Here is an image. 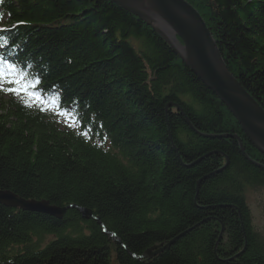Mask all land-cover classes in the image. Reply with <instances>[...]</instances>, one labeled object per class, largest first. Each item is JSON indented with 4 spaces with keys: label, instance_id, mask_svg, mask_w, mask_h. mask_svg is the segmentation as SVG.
<instances>
[{
    "label": "trees",
    "instance_id": "16d2710c",
    "mask_svg": "<svg viewBox=\"0 0 264 264\" xmlns=\"http://www.w3.org/2000/svg\"><path fill=\"white\" fill-rule=\"evenodd\" d=\"M187 1L264 108V0ZM5 63L40 97L0 96V190L66 211L0 202V264H264V170L199 133L264 154L144 20L109 0H0Z\"/></svg>",
    "mask_w": 264,
    "mask_h": 264
},
{
    "label": "water",
    "instance_id": "95a60500",
    "mask_svg": "<svg viewBox=\"0 0 264 264\" xmlns=\"http://www.w3.org/2000/svg\"><path fill=\"white\" fill-rule=\"evenodd\" d=\"M109 1L138 16L150 25L191 71L226 105L240 124L246 138L259 152L264 154V108L230 72L216 40L196 8L187 0ZM165 30L171 31L176 42H172L168 38ZM199 134L204 137L230 136L235 138L245 157L264 170L263 164L251 159L246 154L243 140L239 135ZM192 165L194 163L186 166ZM0 202L26 210L43 211L57 217H62L66 211V208L51 206L47 202L22 199L10 191L0 190ZM90 214L89 210H82L84 218H88ZM183 234L173 238L163 247L153 246L138 258H152L164 248H168Z\"/></svg>",
    "mask_w": 264,
    "mask_h": 264
},
{
    "label": "rangeland",
    "instance_id": "374dc122",
    "mask_svg": "<svg viewBox=\"0 0 264 264\" xmlns=\"http://www.w3.org/2000/svg\"><path fill=\"white\" fill-rule=\"evenodd\" d=\"M0 87H5L9 91V87L6 84L0 83ZM8 91L0 90V96L3 97V95L6 94L5 97H8V96L12 95V94H10V91L9 92ZM59 119L64 125L71 126L74 123V121L71 117L66 116L63 113H59ZM255 199L256 198L254 196V198L250 202L253 209H255V213H254L255 214V221L254 222L262 225V224H264V215L260 211V208H259L258 204L256 203Z\"/></svg>",
    "mask_w": 264,
    "mask_h": 264
},
{
    "label": "bare ground",
    "instance_id": "6f19581e",
    "mask_svg": "<svg viewBox=\"0 0 264 264\" xmlns=\"http://www.w3.org/2000/svg\"><path fill=\"white\" fill-rule=\"evenodd\" d=\"M166 31V35L168 36V38L172 41V42H176L175 36L171 33V31L165 30Z\"/></svg>",
    "mask_w": 264,
    "mask_h": 264
}]
</instances>
